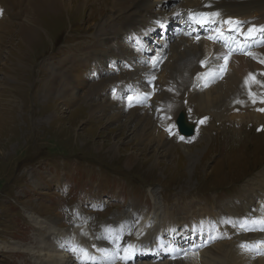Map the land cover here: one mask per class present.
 <instances>
[{
	"label": "rangeland",
	"instance_id": "374dc122",
	"mask_svg": "<svg viewBox=\"0 0 264 264\" xmlns=\"http://www.w3.org/2000/svg\"><path fill=\"white\" fill-rule=\"evenodd\" d=\"M72 1L71 5L66 1L57 13L46 7V2L40 6L42 10L37 11L40 14L32 15L37 21L32 22L36 29L31 41L26 40L18 30L17 23L21 19L11 23L5 19V25L1 21L5 27L2 29L3 36L0 37V243H18L20 246L39 244L42 230L33 224L29 213L53 219L55 224L67 229L74 221L82 223L84 217L91 226H95L98 221H105L114 215L125 216L129 207L144 214L169 211L179 216L198 209L207 212L218 209L231 213L245 204L252 210L259 200L256 196L253 198L257 200L255 202L247 199L255 190L254 178L264 181V132H260L262 128L257 129L260 125L255 126L259 121H251V128H245L247 130H244L243 135L239 134V137L232 136L238 134L239 129L228 125L226 128H230V135L224 139L222 133L225 134L227 129L221 128L220 123L230 115L222 114L221 120H217L219 116L213 114L205 117L207 119L204 122L210 118L211 120L204 127L197 123L194 135L184 140L177 138L179 134L176 128L170 125H175L174 120L180 110L188 111L191 122L201 120L199 115H211L214 112L201 109L194 115L190 107L183 108L179 105L167 125L157 127L162 136H157L151 128L142 126L134 116L126 113H121L115 119L108 118L115 113L108 108H102L104 113L91 114V109H95L107 95L102 91L101 84L97 91L94 89L92 95L90 83L97 81L92 82L96 78L89 70L91 64L87 65V69H76L74 80H79L77 83L73 80L62 85L58 70H68L73 58L80 63L85 55L103 50L111 44L115 36L110 38L111 33L104 35L101 31L107 27V31L111 32V26L115 31L121 30L122 24L130 21L127 16L135 12L136 3L116 0L121 3V8L115 11L111 8L112 0ZM145 1L149 9L148 15H154V5L150 0ZM171 3L179 6V3L187 5L193 2L172 0ZM245 7L248 6L243 8ZM167 12L172 13L173 9L169 8ZM243 12L225 14L240 16ZM31 14L30 10L29 15ZM246 15L245 18L255 16L259 21L264 17L262 12ZM117 16L121 19L116 18ZM130 19L131 22L135 20ZM106 22L110 24L107 25ZM56 30L62 32L60 37L55 35ZM177 39L174 38L165 48L167 58L165 52L161 55L163 62H166L162 63L154 90L151 89L155 101L167 93L163 85L170 79L167 74L169 63L172 62L169 58L173 50L170 49L182 42L183 51L197 42L192 39ZM119 41L117 48L128 52L124 45L121 47L122 41ZM188 44L190 45L185 47ZM235 45L238 46V43ZM109 52L111 53L108 55L101 52L94 55H100L105 63H99L106 66V69L117 67L130 74L134 72V68L120 66L121 61H129L126 57L130 54L121 59L124 55H118V51L112 49ZM111 59L115 61L113 66ZM98 61H92V64L95 66ZM202 61L205 62L203 65ZM208 61L210 59L204 56L198 63V70L202 72L200 77L215 75V82H218L226 71L218 75L215 70H202ZM212 61L215 62L216 59ZM254 66L260 69L262 64L256 61L251 66L247 61L241 60L237 79L250 70H255ZM231 72L232 68L227 74L228 78L232 75ZM116 74V71H109L98 77ZM81 78H85L88 83L83 84ZM163 78L168 79L163 81ZM199 79L195 86L204 88L205 83H201V80L206 82V79ZM79 82L83 85H78ZM159 87L163 88L156 99ZM197 88L192 90H198ZM100 91L103 92L102 95ZM202 92L204 91L197 94ZM262 93L264 94V86ZM65 96L71 100L73 98L71 103L65 104ZM152 107H147L150 110L148 115L155 110L156 105ZM137 114L144 112L137 111ZM156 115H153L154 119L160 117V114ZM235 123L239 122L235 121L233 125ZM237 140L239 142L236 144ZM45 174L49 176L46 177ZM44 178H51L50 186L45 185ZM59 181L60 188L52 186ZM94 192L101 197L100 202L85 204V199ZM228 222L232 230L226 232L227 241L231 236V240H236L238 236L245 237L248 234L240 218L234 216ZM103 231L97 229L95 233ZM206 235H197L199 238L196 239L206 240ZM180 243L181 248L186 250L184 240L181 239ZM215 243H221L217 252L227 245L224 239L213 244ZM26 252L0 249V264L37 262L32 252ZM238 259L246 263L244 258L238 256Z\"/></svg>",
	"mask_w": 264,
	"mask_h": 264
},
{
	"label": "bare ground",
	"instance_id": "6f19581e",
	"mask_svg": "<svg viewBox=\"0 0 264 264\" xmlns=\"http://www.w3.org/2000/svg\"><path fill=\"white\" fill-rule=\"evenodd\" d=\"M66 1L70 3V5L73 2L72 0H0V4L2 7H4V11L7 12L11 18L21 19V21L17 23L19 26L18 30L24 34L26 40L31 41L33 36H35V29H36V25L32 24V22L37 21L35 20L36 18H32L34 17L32 15L35 13L36 15L40 14V12L37 11L42 10L40 6L44 5L45 2H46L45 5L46 7L50 8L52 11H54V13H57L56 11L59 9V7H63ZM123 1L124 2L132 1L136 3V8L134 7L135 12H132V14L127 16L128 19L130 20L128 22L130 23L127 22L126 24H122L123 25L122 29L119 31H115L114 27L111 26L112 24L110 25L111 26L110 28L112 29L111 32H108L110 30L107 31L106 26H105L106 28L101 31V34L104 35L111 33L112 36L110 38L115 36L114 37L115 40H112L111 44L107 45L108 52L112 49L115 52L118 51V55H124L121 56V59L126 57L128 54V52L123 51L122 48L121 49L116 48V46H119V42H120L119 40L122 41V35L125 36V33H127L128 31H130V33L136 31L139 25L145 24L150 18L155 17V14L148 15L149 9H147L148 5L145 0H123ZM150 1L151 4H153L154 6H157L158 3L161 4L165 3L164 0H150ZM171 1L172 0H170L169 3H171ZM111 2H112L111 8L113 10L117 11L118 9L121 8L120 5L121 3H119V1L117 2L116 0H114L113 2L112 0ZM192 2L198 5H202L203 3L205 4L210 3L212 6H214V8H218L221 11L222 15L225 16H226L225 13H237L241 11H244L243 15H240V17L242 18H245V16H247L246 14L254 15L258 12H262V14H264V0H214V1L192 0ZM188 4L189 3H187V5ZM244 6H248V7L243 8ZM30 10L32 11L31 15H29ZM21 12L22 14L20 15ZM233 16H239V14ZM116 18L121 19L120 16H117ZM130 18H134L135 20L133 19L134 21L131 22ZM111 19L116 22L114 17H112ZM261 19L262 20L258 22L259 23L258 25H262L264 23L263 16L261 17ZM1 21L5 25V21L3 20V17L0 18V32L5 27L1 23ZM109 24L110 23H107V25ZM173 26H177V23L176 24L173 23ZM262 35L264 36V32L261 33L258 38H260ZM0 37H1V33H0ZM177 40H179V38ZM182 44H183L182 42H178L176 45H174L175 47H172L170 49V51L173 50L172 55H170L169 58L172 59V62L169 63L170 69L168 68L169 71L167 73L168 78L170 76V79L167 80L166 83L163 85V87L166 86L165 89L167 90V93L165 96L161 97L160 99H157L158 97H156L157 100L154 101L156 102L155 103L156 108L154 111H157V113L160 114V117L154 119L153 118L154 111H152V113L151 114L149 113L148 115V112H150V110L149 108H147V106L145 107L135 106L127 111L123 110L124 107L121 104V99L123 97H121V95L117 97L118 99V105H117L116 101L109 93L110 87L111 86L122 87L125 83L135 79L137 73L136 70H134V72L130 74V72L117 67L114 68L117 69L120 73L123 72L125 74L123 75L124 76L123 79H121V76H117L115 78L99 77L96 80H92V82L97 81V83H90L91 85L89 86V88H91L90 91H92V95H94L95 92L94 89L96 88L97 91V87L99 88L98 86L99 84H101L100 86L103 89L102 91L106 92L107 94L106 97L102 99V102L99 103L95 109L93 110L91 109L90 113L96 115L99 112L104 113L105 111L102 110V108L104 109L108 108L114 110L115 113L109 116L108 117L109 119H115L116 117L121 115V113H126L129 116L130 115L134 116L139 122H141L142 126L145 125L148 126V128H151V131L157 136H162V133H159V131L161 130L157 127L162 125H167L168 121L170 120V117L174 116L176 110L179 108V105H182L183 108L190 107L191 112L194 115H197V113H199L201 109L205 111L214 112L211 115L210 114H203L202 116L199 115L200 119L203 117L205 118L207 116H212L214 114L215 116H219L217 120H221V118L223 117L222 114L230 115L224 117L223 122L220 123L221 128L225 127V129H227L225 134L222 133L224 139H227L230 135L229 134L230 131L228 130L230 128H226L228 125H232L233 129L234 128L239 129V133L237 132L238 134L232 135L234 137H239L238 136L239 134L243 135L245 133L244 130L245 131L247 130L245 128H251V123H252L251 121H254L256 119L259 121V123L258 124L255 123V126L258 127L260 125L257 129L262 128L260 132H264V94L262 93V86H264V63L261 62L264 61V47L260 48L262 53L258 54L257 56L248 57L249 55H247L248 58H245V61H247L248 64L251 66L253 64L251 60L255 58L257 62L262 64V67H260V69L254 66L255 70H250L244 76L237 79L241 65V59H239L240 63L239 64L237 63V65L233 64V62L231 61L227 63L228 64L227 72L225 74L223 73L224 75L221 76V79L218 82H215L214 79L215 75L210 77L207 75L205 77H200V74L202 72H199L200 70H198V63L202 60L204 56L208 57L211 63L213 62V65L211 67H215L217 63H220L222 60H224L222 56L218 53V51L216 50L213 51V46L215 45L209 44L208 40L207 43L205 41L203 42L200 41V44H197V42H195L194 46H191V48L182 51L181 50ZM189 45L190 44L186 45L185 47ZM98 52H101L102 54L107 53V52L103 53L100 50L92 53L90 52L89 54L84 56V58L81 60L80 63H78L77 59L73 58L68 70H64V69L58 70L60 71L59 74L60 82H63L62 85H64V83L66 84V82L74 80L76 76L75 71L77 68L79 67L86 68L87 65L92 64V61L95 60H99V61L93 72L101 73L102 71H107L111 69V68L106 69L105 68L106 66L105 67L103 66L104 63L102 62L104 61L100 58V55H94ZM164 52L165 51H162L161 55H163ZM254 52L255 51H252L251 53ZM169 54H171V52ZM212 59H216V61L214 62L212 61ZM99 62L102 63L103 65L100 64ZM64 63H66V60L64 61ZM162 63L157 65H162ZM233 67H235L236 69L233 70ZM230 68H232V72H231L232 75L228 78L229 75L228 72ZM260 70L262 72H260ZM165 72H167V70ZM250 74H252L251 77ZM199 78L206 79V82L204 81V79L201 80V83H205L204 88H197L195 86ZM81 79L83 84L88 83L86 82L85 78H81ZM166 79H164L163 81H165ZM246 79L248 81L247 83H245ZM78 81L79 80L76 81L74 80L73 82L77 83ZM82 83L79 82L78 85H83ZM106 86L108 87L107 91L104 90ZM192 88H197L198 90H192ZM200 91H204V92L197 94ZM103 92L100 91L101 95L103 94ZM72 100L68 99L65 96L64 102L65 104H68L71 103ZM137 111L144 112V114H137ZM185 114H186L185 111L180 110L177 113L176 117H178L179 115H183L185 126H188L189 122ZM208 120H211V118ZM235 121H238L239 123H235L233 125ZM206 122L203 123L202 127L205 126ZM219 128L220 127H218V129ZM134 132L135 131H132V133ZM177 132L180 134L178 129ZM260 132L258 133V135L261 134ZM246 140H247V136H246ZM238 142L239 140L236 141V144ZM236 144L235 147H237ZM45 175L46 177L49 176L48 174ZM262 177H264V173H262ZM49 180H51V178L43 179L45 185L50 186ZM254 180H255L254 182L255 190L252 191V195H249L247 199L248 200L251 199L250 201L255 202L257 200H254L253 198L256 196V198H258L259 200L257 201V205L255 207H252V210L249 205L245 204L242 208H236L234 212L232 211L231 213H226L225 211H221L218 209H214L210 212H207L204 209H198L179 216V215H174L169 211H165L162 214H158V213L144 214L143 212L141 213L137 211L135 208L130 209L129 207L128 208L129 210L126 209L125 211V216L114 215L113 217L108 218L105 221L103 220L98 221L95 226H91L89 222L86 221V217H84L82 223L81 222L75 223L74 221L73 223L70 224L69 228L67 229H63V227H60L58 224H55L53 219H48L46 217H41L38 214L29 213L28 216L30 220L33 222V224L36 225L37 228H41L42 230V232L39 235L40 237L39 244L36 246L34 245L20 246L18 243H12V245L7 243H0V249L20 250V251H24V253L25 251L32 252L34 258L37 260V262H33V264H80L78 262V258L81 256V254L78 251L74 252L72 250L73 249L72 246H71V251H68L65 247L66 241L73 242L74 247L87 248L89 250V253L93 254V257H95V259L98 260L100 264H220L219 262L222 263L228 262L229 264H264L263 255L253 253L252 251L245 250L244 248L241 247V245H244L247 242L255 243L252 240V238H259L260 241H264V231L259 230V231L248 232V234L245 237L238 236L236 240H231L233 239L231 236L230 238L231 241L230 240L227 241L226 238L227 237L226 232L228 230L229 231L232 230L228 220L233 219L234 216L236 218H240L242 225L244 221H251L255 217L264 219V181L262 182L261 180L256 178H254ZM60 184L61 183L59 181L55 184H52V186L55 188L58 187L60 188ZM95 192L88 195V197L85 199V204L87 203L98 204L100 202L101 197H99ZM97 229H102L104 231L102 233H95V230ZM107 229H111L112 232L109 233L108 231H106ZM102 234L104 236H110L111 238L113 237L116 238V236L121 237L120 241L122 247L128 244L134 246L136 245L137 246V249L135 250L136 255L138 254L137 252L141 254L152 253L153 250L151 249H153L152 248L153 245L162 246L165 243V241L163 240L164 234L169 235L170 238L175 237L174 239L176 240L174 241V243H176L180 248H181V243H180L181 239L182 241L184 240L187 249H195L197 247L198 248L194 252L188 251L187 256L185 255L181 257L179 256L180 258H175L172 261H169V259H171L173 256L169 257L168 255H166V257L162 259L161 257H158L159 256L158 253H153V255L157 256L156 258H160L161 260L149 261L147 258L141 255L140 258L143 260L137 261L136 256H134L133 254L130 259L125 261L116 255L104 256L103 253L96 250L99 248L109 249V244L107 243L104 244V242L101 239ZM204 234L205 235L207 234L206 240L200 238V241H198V239H196L199 238V236L197 235H204ZM159 236L160 238L158 239ZM187 236H190V238L184 239ZM222 239H224L227 242V245H225L222 251L220 252H217V250L221 246V243H215L213 245L202 248L199 247L202 246V243L204 242L209 243L213 241L212 243H214ZM93 245H95L96 247L93 248ZM121 255H123V253ZM238 256L239 258L240 257L244 258L246 260V263L238 259ZM81 260H82V256H81ZM85 261L84 264H86Z\"/></svg>",
	"mask_w": 264,
	"mask_h": 264
},
{
	"label": "snow or ice",
	"instance_id": "6c2138e0",
	"mask_svg": "<svg viewBox=\"0 0 264 264\" xmlns=\"http://www.w3.org/2000/svg\"><path fill=\"white\" fill-rule=\"evenodd\" d=\"M0 14H2V10H0ZM191 17H193L195 19V15L190 13L189 14ZM199 16L201 17H208V18H211V17H216V16H219V13H201L199 14ZM210 22L209 19H196V23H199L201 25L205 24V23H208ZM224 23H227L229 25H238L239 23H241L240 21H233L231 19L225 21ZM257 31L256 27H250L248 30H247V33H242V35L245 36L246 39L248 38H251L255 32ZM218 35H222V33H218ZM216 37H212L210 36L209 39H215ZM241 51H243V47L240 49ZM248 55L250 56H254L255 54L254 53H251V52H247ZM228 57H225V61H227ZM262 63H264V61H261ZM205 62L202 61L201 64L203 65ZM252 74H250V77H251ZM247 79L245 81V83H247ZM137 98L136 97H133V96H129L128 97V100H129V106L131 107L133 105V102H135ZM205 120L207 118H204ZM204 121L202 120L201 123H203ZM181 139H184L183 137H181ZM77 215H79L77 213ZM258 223H260L261 225H264V219H261L258 221ZM260 230L264 231V227H262ZM106 231H108L109 233L112 232L111 229H107ZM121 239V237L119 236H116V238L114 240H112V243L115 244V249L113 251H110L109 249L107 248H99V249H96L97 251L103 253L104 256H111V255H116V256H119L122 260H125L127 261L128 259L131 258V256L134 254L135 252V246L134 245H131V244H128V245H125L123 247H121L120 243H118V241ZM257 246H264V241H257L255 245H252V246H249L247 244H244V245H241L242 248H244L245 250H251L252 248H257ZM96 246L93 245V248H95ZM74 252L78 251L81 256H82V264H84V261L85 260H88V259H95V257H93L90 253H89V250L87 248H79V247H73L72 249ZM258 251V254H259V249H257ZM121 253H123V255H121ZM185 256H187V253H185Z\"/></svg>",
	"mask_w": 264,
	"mask_h": 264
},
{
	"label": "water",
	"instance_id": "95a60500",
	"mask_svg": "<svg viewBox=\"0 0 264 264\" xmlns=\"http://www.w3.org/2000/svg\"><path fill=\"white\" fill-rule=\"evenodd\" d=\"M177 123L179 124V126L181 127V132L183 134H186V135H191L193 133V128L191 127V125H189L190 127H184L185 126V123H184V117L183 115H179L178 118H177Z\"/></svg>",
	"mask_w": 264,
	"mask_h": 264
}]
</instances>
